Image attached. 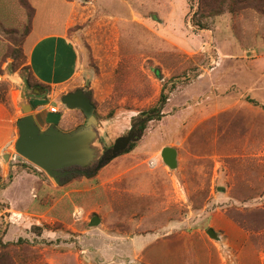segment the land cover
Instances as JSON below:
<instances>
[{
  "label": "rangeland",
  "instance_id": "374dc122",
  "mask_svg": "<svg viewBox=\"0 0 264 264\" xmlns=\"http://www.w3.org/2000/svg\"><path fill=\"white\" fill-rule=\"evenodd\" d=\"M29 2L37 15L28 50L38 33L62 31L72 7ZM72 2L66 34L79 55L75 88L90 91L96 106L95 164L135 117L153 107L157 114L131 151L57 184L15 148L26 115L22 85L35 83L24 49L32 20L20 0H0V264H53L68 248L79 256L64 264L78 257L98 264L101 237L127 248L140 234L185 244L191 264H264V1L244 0L237 12L210 18L196 13L199 0ZM69 113L86 120L82 110ZM6 123L16 128L7 145ZM166 146L178 151L175 169L161 155ZM23 170L49 184L22 178L7 203L6 188ZM95 215L101 222L91 226ZM40 223L70 230L39 241L32 232Z\"/></svg>",
  "mask_w": 264,
  "mask_h": 264
},
{
  "label": "crops",
  "instance_id": "0c3cea01",
  "mask_svg": "<svg viewBox=\"0 0 264 264\" xmlns=\"http://www.w3.org/2000/svg\"><path fill=\"white\" fill-rule=\"evenodd\" d=\"M69 2L72 3L71 14L62 31L54 29L38 33L35 38L33 37L31 39L28 50L26 46L28 44L27 40L31 37V34L35 29L33 23L35 18H33L31 28L26 34L24 40V49L28 56L29 69L32 73L33 81L36 83L35 86L30 87L33 92V96H28V102L31 105L30 113L34 116L36 122L42 130L47 129L54 124L62 131L68 132L81 124L78 123V119L70 117L71 113H69L80 109L66 108V110H64V114L60 115L62 111V96L69 93L71 90H74L77 86V83L74 80L76 79L79 62L78 50L74 42H72L66 34L67 27L70 24V21H72L74 11L77 8L75 2ZM35 10V15H37V9L35 8ZM52 106H57L59 112L52 113L50 111ZM66 115H68V117H66ZM10 124L6 123V145L10 143L14 137H16V128ZM6 157H8V155H6ZM15 157L16 155H14L13 158ZM26 177L33 180L34 184L39 183L42 186L49 184L47 180L41 178L39 175L28 173L23 170L15 176L10 185L6 188L7 203L10 202L7 192L9 190L14 191L15 185H17L22 178ZM30 208L31 206L28 205L27 209ZM22 213L27 215L30 214L29 212ZM46 218L47 219H45V221L47 222H51L53 220L60 221L54 217L46 216ZM147 219L145 221H147ZM228 219L230 220V218ZM40 225H42V223L37 224V226ZM66 226H69V228L73 227L72 224H66ZM64 230L70 229H62L60 232ZM60 232L54 228L43 229L41 234L33 232L32 234L39 241L46 239L52 242L60 236L58 235ZM130 240L131 243L129 247L124 248L123 246H118L117 244L113 245V242H109L106 237H101L100 240L96 242V246L98 247L97 256L100 259L98 264H128L126 259L123 258L124 255H135V262L133 264H191L187 259L185 244L174 246L170 245L165 239L158 240L155 236L145 234L136 235L131 237ZM62 244L64 245L65 243L62 242ZM66 245L69 244L66 243ZM62 254L64 255H59V258L54 262L55 264H64L62 260L64 258H69V256H71L70 254H73L75 257L79 256L76 255L79 254L78 252H75V254L73 253L72 248H68L67 251ZM94 256V253L90 254L89 258L91 259ZM108 259H110V261L106 262ZM74 264H82L79 257L76 258Z\"/></svg>",
  "mask_w": 264,
  "mask_h": 264
},
{
  "label": "water",
  "instance_id": "95a60500",
  "mask_svg": "<svg viewBox=\"0 0 264 264\" xmlns=\"http://www.w3.org/2000/svg\"><path fill=\"white\" fill-rule=\"evenodd\" d=\"M28 85L24 82L21 90V107L26 115L18 120V137L15 140L17 152L36 166L43 169L59 185L76 175H92L104 165L119 157L142 135L140 125L157 113L147 118L135 117L127 135L118 137L112 147L103 152L98 162V149L95 146L98 132V117L96 106L92 100V93L78 88L62 96L61 102L69 109H80L86 120L71 131H62L52 124L45 130L36 122L30 113L31 105L28 102ZM161 155L165 163L171 168L178 167V151L175 147L166 146ZM101 218L93 216L90 225L97 226ZM208 232L216 237L213 229Z\"/></svg>",
  "mask_w": 264,
  "mask_h": 264
},
{
  "label": "trees",
  "instance_id": "16d2710c",
  "mask_svg": "<svg viewBox=\"0 0 264 264\" xmlns=\"http://www.w3.org/2000/svg\"><path fill=\"white\" fill-rule=\"evenodd\" d=\"M68 1H73V0H68ZM264 1V0H263ZM22 6L28 11V16L29 19L33 21V18L35 16L36 10L35 8L31 5L29 0H20ZM244 2V0H234L233 2H228L227 0H199V9L196 12L198 16L201 18H210V17H215L218 16L222 13H224L226 10H229L232 13L237 12V10L241 7L240 5ZM196 15V14H195ZM195 22V20H194ZM200 28H206L205 25L197 21L196 23ZM32 25V23H31ZM31 28V27H30ZM28 85L33 87L36 85V83L32 84L30 80L28 79L27 81ZM166 101V96L164 93L161 95V101L164 102ZM158 110V107H153L152 109L145 111L143 113V116L151 115L155 113ZM155 117H150L147 118L141 125L140 129L143 131L146 128L147 123L154 119ZM135 147V142H132L131 146L125 151L129 152ZM36 228L39 229L38 234H41L43 231V228L40 226H36Z\"/></svg>",
  "mask_w": 264,
  "mask_h": 264
},
{
  "label": "built area",
  "instance_id": "2783aa9c",
  "mask_svg": "<svg viewBox=\"0 0 264 264\" xmlns=\"http://www.w3.org/2000/svg\"><path fill=\"white\" fill-rule=\"evenodd\" d=\"M50 111H51L52 113H58V112H59V109H58L57 106H52L51 109H50ZM77 212L80 213L78 210L75 211L76 216H77Z\"/></svg>",
  "mask_w": 264,
  "mask_h": 264
}]
</instances>
